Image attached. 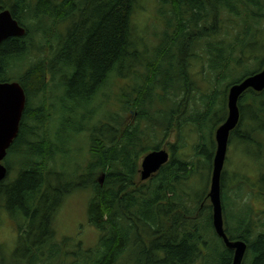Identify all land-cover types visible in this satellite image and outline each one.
Instances as JSON below:
<instances>
[{
  "label": "trees",
  "instance_id": "16d2710c",
  "mask_svg": "<svg viewBox=\"0 0 264 264\" xmlns=\"http://www.w3.org/2000/svg\"><path fill=\"white\" fill-rule=\"evenodd\" d=\"M159 1L161 8L166 6L165 11L159 10L164 18L158 20L162 29L155 35L158 43L152 57L145 59L131 41L132 16L139 0H0V11L8 10L25 29L24 36L0 43V82L15 81L26 95L18 134L3 161L7 175L0 182V210L13 222L19 221L17 247L9 264L65 263L71 244L56 240L53 219L75 189L91 191L87 220L99 238L94 248H74L87 253H76L70 264L232 263L233 251L213 230L207 197L209 166L215 150L214 133L227 115L228 89L264 66V56H248L254 45L256 49L264 42L259 38L264 35V0ZM222 15L233 19L234 25L229 27L236 28L234 35L243 25L249 27L254 22L255 38L247 32L242 38L237 34L233 38L229 34L230 39L220 37L227 34V30L221 32ZM205 39L212 41L203 48L208 61L221 47L219 43L227 44V55L208 62L210 90L205 101H200V109L192 105L197 87L188 73V61L195 58L193 52ZM33 53L39 54L35 60L30 59ZM143 60V72H134L135 64L142 65ZM249 60L254 63L249 64ZM129 74L134 85L129 91L124 88L117 101L122 112H133L134 122H119V128L111 131L109 144L104 122L113 114L92 125L87 139L88 161L84 168L79 163L75 169H81L83 175L75 174V182L56 178L55 165L60 162L54 132L48 138L39 134L47 122L45 117L52 110L65 116L70 127L77 130L70 135L75 138L82 127L88 128L86 123H91L96 109L105 102L102 92L110 79L129 78ZM161 92L169 96L171 107L168 114L155 116L152 109L156 100H165ZM48 95V100H53L49 105ZM94 101L100 103L94 107ZM187 101L192 103L190 109ZM238 108L240 121L236 131L230 132L228 145L242 140L243 144L255 145L256 154L264 158V140L257 141L255 135L264 133L260 126L264 124V89L243 92ZM204 120L213 122L208 138L201 133ZM58 121L65 123L63 118ZM172 121L178 131L188 125L197 133L193 156L208 143V153L202 158L207 185L200 194L183 187L199 175V170L195 160L180 157V139L178 145L170 146L169 161L148 181L136 179L138 161L161 148L157 138L168 135ZM10 174L13 177L8 179ZM232 177L234 182L222 170L224 232L230 242L246 244L241 264H264V232L253 238L255 229L264 228V223L258 225L257 213L246 203L260 199L264 205V186L245 183L249 191L242 204L243 190L234 185L237 180L234 174ZM261 215L264 219V207Z\"/></svg>",
  "mask_w": 264,
  "mask_h": 264
},
{
  "label": "rangeland",
  "instance_id": "374dc122",
  "mask_svg": "<svg viewBox=\"0 0 264 264\" xmlns=\"http://www.w3.org/2000/svg\"><path fill=\"white\" fill-rule=\"evenodd\" d=\"M163 9L166 10V6L161 8L160 1L159 0H139L137 8L135 9V12L132 16V36L131 41L133 43V47H137L139 52L144 56L142 58L150 59L152 56L153 49L157 45V39H156V33H158L162 29V24L159 25V21H162L164 18L159 15V10ZM159 20V21H158ZM222 27L221 32H224L227 30V34L220 36L225 39L233 38L237 34V38H242L243 34L247 32L248 34L251 33V36L254 38L256 36L255 30L257 28L256 24L254 22L249 23L250 26L246 27L243 25L241 30H238L237 33L234 35L233 33L236 32V28H230L229 26H233V19L228 17L227 15H222ZM247 29V31L245 30ZM262 29V28H260ZM63 33V32H62ZM231 34L232 36L230 37ZM218 36V38H220ZM253 38V39H254ZM261 41H264V35L259 36ZM214 41V40H213ZM226 40H224L225 42ZM254 40H250V43L253 44ZM212 42L211 39L209 40H203L201 42V47L197 48L193 55H195V58L188 61V73L190 76H192L193 81L195 83V86L197 87V92L195 94V103L192 104L191 101H187L189 105V109L192 105L196 106L197 108L202 109V102L205 101L204 97L205 94H207L210 90L209 83V74H208V62L209 61H219L226 57L227 50H226V43H219L221 44V47L217 50H214L211 54V58L208 61V56L206 52H203V48L205 47L206 43ZM238 43V42H237ZM225 44V45H224ZM258 45V44H256ZM255 45L253 46V49L248 52V56H257V58H262L264 56V42L260 43L257 48ZM223 49V50H222ZM189 53V52H188ZM239 54V53H238ZM39 56L37 53H33L31 60H35L36 57ZM26 62V61H25ZM249 64L254 63L252 60L248 61ZM142 65H136L132 69L134 72L142 73L143 72V66L145 67L146 61L141 63ZM129 78L126 76V78H115L110 79V82L106 86V88L103 90L102 94L106 95L105 102L101 103V107L96 109L97 113L94 116L93 120H91V123H86L88 128L82 127V132L79 133L75 138L70 137V135H73L77 130L70 127V122H67L66 117L62 114L56 115L55 111H51L52 113L45 117L47 118V122L44 123V128L39 133L41 136L44 135L46 138L48 136H51L52 134L53 139L56 142L57 147V160L60 162V164H56L54 171L56 178H63L65 180L70 179V181L75 182V180H78V177L76 176L79 174V177L83 175L81 169H79L77 172L75 171L76 167H79V163L82 164L83 168L85 167V164L88 161V144L87 139L90 133V128H92V125H97L99 121H102L105 119L106 116L112 118L108 119L104 122L108 126L107 132L108 136L106 134V142L109 144V141L112 139L111 131L117 130L119 128V122H134L135 115L133 112H128L127 114L122 112L120 109V104L117 101L119 98V95L121 91L126 88L127 91H129L134 83L132 82L133 78L132 74H129ZM126 86V87H125ZM51 87V84L49 83L48 89ZM59 96H60V90ZM50 93V91H49ZM52 96V94L50 93ZM47 96V100L48 97ZM160 95L165 96V100H156V105L154 106V110L152 109L153 114L155 113V116H159L160 114H168L170 111V102H169V96L166 93H160ZM191 96V95H190ZM202 101V102H200ZM53 100H48L47 103H52ZM96 107L100 101H94ZM192 104V105H191ZM201 105V106H200ZM217 106V103L216 105ZM87 111V110H86ZM132 113V114H130ZM47 114L49 112L47 111ZM131 115V116H130ZM221 115V112L218 114V116ZM59 119H64L65 123H61L58 121ZM136 118V117H135ZM175 118H177L175 116ZM190 120V118H188ZM51 123V124H50ZM49 124L52 129H50ZM46 125V126H45ZM174 121H172V127L168 132V135L166 137H160L158 136L157 141L160 142L161 148L158 150H165L169 153H171L170 146L178 145V140L180 139V144L183 145L178 149V153L180 154V157L182 156L185 158V160L193 159L196 161V164L198 166L199 175L193 176L189 181H187L184 186H189L188 188L195 192V194H200L201 191H203L204 188H206L207 185V178L208 174L206 171L203 170V160L202 158L205 156L206 153H208V143L202 146V151L198 152V155L193 156V147L198 142V135L193 129L192 126H184L182 130L178 131L176 127L174 126ZM198 125V124H197ZM213 122L211 120L203 121V128L201 127V133L203 136H206L208 138V132L210 128L212 127ZM201 126V121H200ZM255 127L258 125L255 124ZM261 129H264V124H260ZM48 129V130H47ZM84 129V131H83ZM89 130V132H88ZM36 131H39L38 129ZM257 141L263 142L264 140V133L255 134ZM183 137V141L181 139ZM254 137V136H253ZM242 138H245L242 136ZM241 138V139H242ZM255 139V137H254ZM256 146L250 145V144H243L242 140L239 139L230 143L227 147V153H226V160L223 167V171L228 177V180H231V182H234V178L232 175L234 174L235 179L237 180L235 182V186L239 185V188H242L243 191H240V199L241 203L245 201V199L248 198V194L245 193L247 190V185L251 186L250 182H254L257 185L264 186L263 177H264V158L260 157L256 154L255 151ZM177 151V149H176ZM255 151V153H254ZM256 154V155H255ZM142 158L138 161V172H137V178L140 179V170H141V162ZM50 166H53V163H50ZM212 171V169H211ZM64 174V175H63ZM77 174V175H75ZM60 176V177H59ZM64 176V177H63ZM13 174H10L8 179L12 178ZM100 177V176H99ZM102 177V176H101ZM197 177V179H196ZM211 172L209 175V182H210ZM59 179V180H60ZM102 180V179H101ZM100 180V181H101ZM196 181V182H195ZM55 183V181H51ZM192 182H195L194 186H190ZM245 183L247 185H245ZM253 188V187H252ZM255 188V187H254ZM253 188V189H254ZM257 190V189H254ZM259 190V189H258ZM209 191V186L207 187V192ZM234 191V190H233ZM91 197V191L90 189H75L71 194H69L63 201L60 208L57 210V212L54 215L53 219V229L55 232V238L59 242H63L65 240H69V248L67 249V253L64 259V264H70L71 260H73L72 257L76 256V253H87V252H77L73 250L74 248L78 247L77 250H89L91 248H94L97 244L98 238H99V232L88 223L87 220V206L89 203V199ZM258 199V198H257ZM248 203V206L252 208V211H255L257 213V217L259 219V224L264 223L263 216L261 215L263 211V203L260 199L258 200H252L250 199ZM17 222H13L11 217L8 213H6L3 210H0V264H9L10 257L15 248L17 247ZM214 230V228H213ZM255 233L253 238L257 237L259 234L264 232V228H257L255 229ZM215 232V231H214ZM216 234V233H215ZM77 254V255H78ZM122 264V263H117Z\"/></svg>",
  "mask_w": 264,
  "mask_h": 264
},
{
  "label": "water",
  "instance_id": "95a60500",
  "mask_svg": "<svg viewBox=\"0 0 264 264\" xmlns=\"http://www.w3.org/2000/svg\"><path fill=\"white\" fill-rule=\"evenodd\" d=\"M24 34V28L19 26L9 11H0V43L8 38L22 37ZM248 89L256 93L264 89V67L260 72L248 76L228 89L227 117L214 133L216 150L212 159L208 192V199L212 207V225L216 235L222 239L225 247L233 251L231 264H241L246 244L241 241L230 242L224 232L220 201V176L226 157L229 133L237 127L239 122L238 99ZM25 102V93L17 82H0V182L7 175V170L2 161L6 156V151L18 134ZM168 159L169 156L165 150H153L146 154L141 162L140 179L144 181L150 178Z\"/></svg>",
  "mask_w": 264,
  "mask_h": 264
},
{
  "label": "bare ground",
  "instance_id": "6f19581e",
  "mask_svg": "<svg viewBox=\"0 0 264 264\" xmlns=\"http://www.w3.org/2000/svg\"><path fill=\"white\" fill-rule=\"evenodd\" d=\"M137 75V74H136ZM187 100V99H186ZM236 131V130H235ZM245 140V139H244ZM209 167H211V166H209ZM173 194V193H172ZM159 197V196H158ZM169 199V198H168ZM159 200V199H158ZM179 207V206H178Z\"/></svg>",
  "mask_w": 264,
  "mask_h": 264
}]
</instances>
